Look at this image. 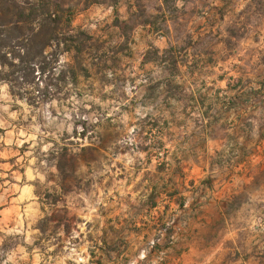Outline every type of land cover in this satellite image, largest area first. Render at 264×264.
I'll list each match as a JSON object with an SVG mask.
<instances>
[{
    "label": "rangeland",
    "instance_id": "rangeland-1",
    "mask_svg": "<svg viewBox=\"0 0 264 264\" xmlns=\"http://www.w3.org/2000/svg\"><path fill=\"white\" fill-rule=\"evenodd\" d=\"M198 1L42 0L90 40L0 82V264H264V0Z\"/></svg>",
    "mask_w": 264,
    "mask_h": 264
},
{
    "label": "trees",
    "instance_id": "trees-1",
    "mask_svg": "<svg viewBox=\"0 0 264 264\" xmlns=\"http://www.w3.org/2000/svg\"><path fill=\"white\" fill-rule=\"evenodd\" d=\"M56 9L59 7L54 5L49 10L42 0H0V82L10 90L19 80L27 84L47 72L48 49L62 47L61 52L78 55L81 43L90 40L84 32H75L69 20L62 22ZM62 26L65 34L59 40L53 35ZM66 73L69 79L75 78L74 67L66 66Z\"/></svg>",
    "mask_w": 264,
    "mask_h": 264
},
{
    "label": "crops",
    "instance_id": "crops-1",
    "mask_svg": "<svg viewBox=\"0 0 264 264\" xmlns=\"http://www.w3.org/2000/svg\"><path fill=\"white\" fill-rule=\"evenodd\" d=\"M182 1L184 2V4H191L196 2V0H182ZM198 2L202 4V0H199ZM206 18L207 15L200 12L198 17H193V20L190 21V25H194V27L191 30H189L188 33H190V39H193V41H196V39H198L200 42L202 36L204 35ZM184 245L185 244H179L177 246L174 245L175 247L171 250L170 249L167 250L163 254L162 258L160 257V253H159V258H158L159 263L160 264H195L192 263V261L194 260L193 257H196L197 260L198 259L197 256L190 254L189 250H185L186 248H184L185 247ZM213 255L214 254L205 257L201 260L206 263L211 259H213L214 257ZM205 263H201V264H205Z\"/></svg>",
    "mask_w": 264,
    "mask_h": 264
},
{
    "label": "built area",
    "instance_id": "built-area-1",
    "mask_svg": "<svg viewBox=\"0 0 264 264\" xmlns=\"http://www.w3.org/2000/svg\"><path fill=\"white\" fill-rule=\"evenodd\" d=\"M151 245H154V243L152 242ZM160 255H163V253H160Z\"/></svg>",
    "mask_w": 264,
    "mask_h": 264
}]
</instances>
